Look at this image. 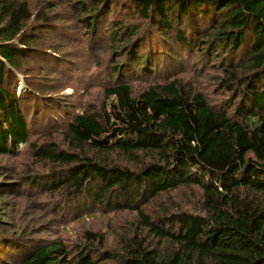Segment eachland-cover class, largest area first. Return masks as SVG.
Listing matches in <instances>:
<instances>
[{
  "label": "trees",
  "instance_id": "16d2710c",
  "mask_svg": "<svg viewBox=\"0 0 264 264\" xmlns=\"http://www.w3.org/2000/svg\"><path fill=\"white\" fill-rule=\"evenodd\" d=\"M74 6L89 31L102 20L112 25L113 43L132 38L130 62L115 66L117 83L106 90L111 102L103 113L67 120L66 135L79 152L51 143L43 155L67 165L61 174L67 179L58 182L69 192L138 213L135 234L121 251L98 250L95 256L92 245L105 240L88 232L93 244L79 248L80 263L264 264V0H76ZM128 16L140 24H125ZM33 18L27 1L0 0V154H14L47 119L48 102L33 87L22 92L18 76L28 60H56L42 53L37 30L45 24L29 27ZM37 20L50 17L41 13ZM160 48L174 55L178 48H195L201 65L215 66V57L228 68L226 74L241 84L234 115L179 78L135 95L126 79L156 74ZM25 84L30 89L26 77ZM54 105L61 106L59 100ZM87 146L134 158L142 153L149 160L132 169L87 155ZM193 186L203 192L204 214L166 211L153 219L143 209L163 193ZM164 240L170 241L166 249ZM26 247L0 236V264H72L60 242Z\"/></svg>",
  "mask_w": 264,
  "mask_h": 264
},
{
  "label": "rangeland",
  "instance_id": "374dc122",
  "mask_svg": "<svg viewBox=\"0 0 264 264\" xmlns=\"http://www.w3.org/2000/svg\"><path fill=\"white\" fill-rule=\"evenodd\" d=\"M25 1L35 15L28 23L29 27L45 24L42 30H37L41 35L39 45L42 53L54 55L56 60L53 65L28 60L24 62L26 76L18 73L20 88L23 87L21 91H31V87L38 90V99L48 102L45 105L48 114L44 116L47 119L33 129L27 144L20 145L14 154H0V236L9 237L15 245L23 242L28 246L26 249H34L38 243L60 242L68 250L71 263L81 264L79 248L93 244L88 240V232L97 233L105 240L104 245H100L98 240L92 245L97 249L95 256L98 250L121 251L126 240L135 234L138 213L94 203L78 190L69 192L68 184L58 182L67 179L61 175L67 165L46 158L43 150L55 143L64 151L79 152L66 135V122L83 112H104L111 102L106 90L117 83L115 66L130 62L129 39L132 38L125 36L113 43L112 25L102 20L95 24L96 29L89 31L79 19L82 15H78L74 6L76 0ZM41 13L49 16L50 21L37 20ZM123 19L125 24H140L136 17ZM158 55L163 61L159 62L156 74L145 77L137 71L136 77L125 78L135 95L151 84L179 78L187 88L202 93L216 109L230 110L234 115V106L240 100L238 90L241 84L226 74L228 68L220 65L215 57L212 62L216 65L212 66L200 64L202 58L199 59L200 53L195 48L191 52L178 48L175 55L173 52L163 53L160 48ZM244 74L243 70L237 73L239 78ZM25 77L30 89L25 84ZM58 100L60 107L54 105ZM85 151L101 162L132 169H138L143 159L149 160L142 153L134 158L119 151L104 152L89 146ZM57 174L62 176L59 180L55 177ZM54 181L57 187L53 186ZM143 209L153 219L166 211L187 210L204 214L203 192L196 186L176 189L150 200ZM142 235L149 240L153 238L146 232ZM169 242L164 240L162 249L170 246ZM17 259L15 255L13 262Z\"/></svg>",
  "mask_w": 264,
  "mask_h": 264
}]
</instances>
